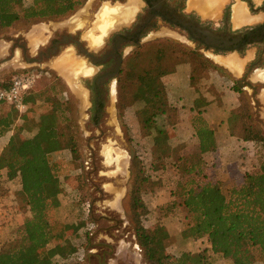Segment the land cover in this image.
<instances>
[{
  "label": "rangeland",
  "instance_id": "374dc122",
  "mask_svg": "<svg viewBox=\"0 0 264 264\" xmlns=\"http://www.w3.org/2000/svg\"><path fill=\"white\" fill-rule=\"evenodd\" d=\"M130 2L135 3L136 0H128L125 6L115 0H86L76 11L64 18L19 23L0 31V84L7 82L15 75L26 73L35 75L36 81L32 89L40 90L54 83L55 77H58L61 80L60 88H63L67 93L64 96L70 99L72 110L69 114L77 125V131L74 132L72 139H58L56 149L50 152V158L60 164V192L58 193L60 205L55 209L54 216L65 223L71 246L75 249L74 256L82 259L79 260V264H149L137 244L128 205L131 171L135 156L141 158L147 173L156 183L150 194L144 196L147 207L146 215L143 218L144 227L161 226L166 229L168 237L164 242L165 248L174 257H178L183 252L202 253L209 258L211 264H231L229 259L211 252L206 238L200 240L185 238L182 231L189 219L181 206L172 205V201L176 200L171 194L177 180L174 166L175 157L178 155L189 157L190 153L196 150L191 136L192 128L184 125L180 127L179 131L178 123L174 128H168L172 148L170 154L167 153L166 156L161 149L153 144L156 129L151 130L149 137L145 136L141 129L136 112L142 104L132 102L134 86H131L128 93L125 95L122 93V97L120 96V83L124 72L130 68V63L134 66L136 74L154 66L153 63L157 61L155 48L160 43L168 42L173 45V48L168 49L163 55L164 58L159 62V67L165 72L174 70L178 62L181 61L180 57L177 58L175 55L176 51L188 52L189 59L199 65L201 57L213 62L214 57L210 50L197 46L196 43L186 39L182 33L171 28L168 24L159 23L156 30L151 31L146 38L132 47L125 55L121 75L118 82L113 83L115 88H112L111 100L104 107L98 124L89 120L91 106L88 92L82 85V78H79L80 74L73 79V86L59 75L62 68L68 69L69 67L66 57L77 62L85 60L84 57L76 53L73 45L65 44L62 53L58 57H53L52 62L25 63L20 57L19 49H15L14 58L11 61L6 60L9 58L8 51L11 45L9 39L25 36L30 50L35 53L38 45L56 29L79 32L87 44L93 48L99 47L113 31L129 23V21L123 22L120 17H115L118 23L113 24L103 34L100 30L102 21L99 19L101 7L114 5L125 9ZM253 2L254 5H259L264 3V0H253ZM31 3L32 0H25V5L28 6ZM73 25L75 26L73 27ZM212 25L214 26V23ZM101 33L102 36H100ZM98 36L103 40L99 46H96L93 44V41H96L93 38ZM140 47L142 49L141 61L129 62L133 52ZM261 64L260 66H262ZM203 68L208 73L211 67ZM254 68L251 67L239 79L237 85L240 87V91L235 92L238 94V102L248 103L253 121L264 133V120L260 115V112H264V90H262L264 85L248 80L249 75L254 72ZM147 71L140 77L138 76L137 82L141 83L151 94L159 91L166 92L163 77ZM219 79L221 80V78ZM234 85L236 84H233V89ZM227 88V83L220 85L215 82L209 86L220 102L223 96L231 95ZM167 97L171 104L177 106L178 122L189 117L186 106L179 105L178 101L174 104L168 94ZM9 109L10 107L3 103V112H7ZM48 111L49 107L41 100L31 106L25 122L22 123L25 128L24 137L33 135L38 126L40 115ZM163 124L166 126L162 118L158 117L157 127H161ZM107 149H111L112 153L109 158L105 154ZM260 158H263L264 161L263 148L259 150L257 157H253L254 162L246 167L252 169ZM241 160L247 162L245 157ZM212 161L216 167H220L218 153L212 156ZM234 166L237 167V165ZM245 171L246 169L237 168L232 172V177H235L232 182L240 179ZM232 184L226 183L223 187L224 192L227 193ZM11 185L5 180H0V195L6 200L0 208V239L2 241L14 237V232L22 221V216L19 214L21 202L13 201L15 204H12L9 202L8 196L9 190H16L19 185L18 183ZM16 186L17 188L14 189ZM6 187H9V190ZM87 207L89 212L86 210ZM103 214L120 219L121 225L117 228L118 231L115 230L111 234L105 231L109 224L99 218V215ZM8 215L13 216L11 220L8 219ZM102 243H108L114 247V252L106 257L104 263L101 258L100 244ZM48 248L49 253L53 255L58 249L55 247V243L50 244ZM252 264H264V261H260L256 255V260Z\"/></svg>",
  "mask_w": 264,
  "mask_h": 264
},
{
  "label": "trees",
  "instance_id": "16d2710c",
  "mask_svg": "<svg viewBox=\"0 0 264 264\" xmlns=\"http://www.w3.org/2000/svg\"><path fill=\"white\" fill-rule=\"evenodd\" d=\"M86 0H0V31L24 22L56 20L76 11ZM173 48L172 43L164 42L156 46L157 61L152 67L136 74L130 63L120 83V96L134 86L132 102L142 106L137 116L145 136L156 129L153 144L167 156L171 152L170 132L178 123L177 106L171 104L164 91L149 93L138 81V76L148 70L163 77L160 66L165 52ZM174 50V49H171ZM175 52L180 63H192L193 71L200 76L207 75L203 67L214 65L201 57L199 65L192 62L188 52ZM142 49L133 52L129 62L141 61ZM147 71V72H148ZM40 90H29L24 101L29 109L41 100L49 111L40 115L36 131L24 137L22 125L29 109L20 114L9 106L7 112L0 108V138L12 132L6 145L0 151V180L19 183L12 190V200L21 202L19 214L22 221L17 226L14 237L0 239V264H79L75 249L68 238L64 222L54 216L60 205L58 198L60 164L52 161L50 152L56 149L58 139L69 140L77 131L75 121L70 117L72 106L67 93L60 88V78ZM12 78L0 84V90L9 87ZM234 91L240 87L234 85ZM123 93V94H122ZM65 95V96H64ZM64 96V97H63ZM2 101H0L1 106ZM158 117L163 124L157 127ZM230 135L243 141H253L264 145V134L253 121L247 102H239L228 114ZM190 123L198 144L189 157L178 155L174 166L177 180L171 193L175 197L172 205L181 206L189 221L182 231L185 238L200 240L206 238L212 253L229 259L231 264H252L258 255L264 261V161L246 170L241 178L224 192L226 184L220 167L209 163L206 156L214 155L217 144L213 129L200 111L190 118ZM75 132V133H74ZM173 166V167H174ZM140 157H134L131 171L128 205L134 225L137 244L149 264H211L202 253L183 252L174 257L166 251L165 239L168 231L161 226L146 228L143 218L147 207L144 196L149 195L155 186ZM7 189L9 187H6ZM9 190V189H8ZM10 192V190H9ZM0 195V208L4 197ZM13 216L8 215L11 220ZM165 218V217H164ZM55 243L56 253H49V245Z\"/></svg>",
  "mask_w": 264,
  "mask_h": 264
},
{
  "label": "flooded vegetation",
  "instance_id": "af4514ba",
  "mask_svg": "<svg viewBox=\"0 0 264 264\" xmlns=\"http://www.w3.org/2000/svg\"><path fill=\"white\" fill-rule=\"evenodd\" d=\"M115 1L126 5L128 0ZM243 1L248 6L250 13L256 16V20L251 24L233 29L230 25L229 5L224 9L220 20L216 21L204 19L193 11L187 12L186 0H136L137 10L129 23L113 31L104 39L102 45L100 44L103 39L100 42L93 41V44L100 45L99 47H91L79 32L56 29L38 45L35 53L30 50L25 36L9 39L11 45L8 51L9 58L6 60L11 61L14 58L15 49H19L20 57L25 63L52 62L53 57H58L62 53L65 44L73 45L76 53L84 57L85 60L82 61V64L78 62L72 66L68 62V69L62 68L59 75L64 77L70 74L72 78H77L80 74L79 78H82V85L88 92V100L91 106L89 120L98 124L104 107L111 100L112 88H115L113 83L118 82L121 75L125 55L129 53L132 47L146 38L151 31L156 30L161 22L177 29L186 39L196 43L197 46L210 50L213 55H224L232 52L245 54L248 49H255V57L247 64L244 74L251 67H258L261 63L263 65L264 3L254 5L253 0ZM206 31L218 34L226 40L216 42L207 35ZM236 38H238L237 41H235ZM99 218L108 222L109 226L105 231L110 234L115 230L118 231L117 228L121 225L118 217L103 214L99 215ZM100 245L101 258L104 263L106 257L114 252V247L108 243Z\"/></svg>",
  "mask_w": 264,
  "mask_h": 264
},
{
  "label": "crops",
  "instance_id": "0c3cea01",
  "mask_svg": "<svg viewBox=\"0 0 264 264\" xmlns=\"http://www.w3.org/2000/svg\"><path fill=\"white\" fill-rule=\"evenodd\" d=\"M228 5L230 7V25L233 29H238L242 26L251 24L256 20V16H253L250 13L248 6L243 0H186L185 2L187 12L193 11L198 13L204 19L216 21L220 20L224 9ZM112 6L115 7L114 5H109V7ZM236 7L242 12V21L239 24H235L233 20L234 9ZM125 9H122L123 12L121 16H119L122 21L125 17ZM116 19L117 18H115L114 21L115 23H118ZM128 21L124 20L123 22ZM213 57L212 64L214 66L209 69L206 76L195 74L197 72L193 71L192 63H180L176 65L174 70L163 76V83L170 100L174 101V104L178 101L180 102L179 105L186 106L187 108L189 117L178 122L177 126L179 131L181 129L180 127H183L184 125H188L192 128L190 118L197 111H200L214 131L217 144L216 153H218V158L220 160L221 176L226 183H234L232 180H234L235 177H232V172L237 170V168L249 170L251 167L247 168L246 166L251 164V162H254L253 157H257L259 150L262 148L264 149L262 143L243 141L230 135L227 122L229 112L239 104L237 97L238 94L234 91L232 86L233 84H237L238 80L244 75L247 64L254 59L255 49L250 48L245 54L232 52L224 55H213ZM233 67H239L241 71L238 73ZM249 76L248 80L250 82H259L264 85V64L255 67L254 72ZM64 78L71 86H73L74 78H72V75H65ZM219 78H221V80ZM215 82H218L220 85L227 83V91L231 93L228 97L222 95L221 102L216 99V95L209 89V86ZM262 90H264V88ZM0 108H3V104H1ZM260 115L261 119L264 120V112H260ZM179 131L178 137L180 135ZM11 133L12 132H8L0 138V151L8 142ZM191 136L194 144H198L193 129ZM108 152L107 149L105 151V154L107 153L106 156L108 155ZM110 155H112L111 151ZM212 156L214 155L209 154L206 156V160L209 163L212 162ZM244 157L247 159L248 163L246 160H241ZM107 158H109V156H107ZM234 165H237V167ZM238 180L239 179H236V181ZM8 183L12 186L11 184L15 182L9 181ZM16 188L17 186L14 189ZM8 196L10 200L9 202L15 204L12 200V189H10ZM4 201L6 202L5 199Z\"/></svg>",
  "mask_w": 264,
  "mask_h": 264
},
{
  "label": "built area",
  "instance_id": "2783aa9c",
  "mask_svg": "<svg viewBox=\"0 0 264 264\" xmlns=\"http://www.w3.org/2000/svg\"><path fill=\"white\" fill-rule=\"evenodd\" d=\"M35 81V75L26 73L15 75L9 87L0 90V101L14 107L20 114L25 113L29 105L25 103L24 95L33 88ZM86 210L89 212V208Z\"/></svg>",
  "mask_w": 264,
  "mask_h": 264
},
{
  "label": "bare ground",
  "instance_id": "6f19581e",
  "mask_svg": "<svg viewBox=\"0 0 264 264\" xmlns=\"http://www.w3.org/2000/svg\"><path fill=\"white\" fill-rule=\"evenodd\" d=\"M104 6L105 5L102 6L103 8L101 7V11L99 13L100 14L99 19L102 21V23H101V29L100 30L102 31L103 34H105L112 27L113 23H115V21H114L115 17L121 16V14L123 12L122 9H120L119 7H116V6L115 7H113V6L112 7H109L107 5L105 7ZM136 6H135V3L130 2V4L128 5V7L125 9V17H124V20L128 21V20L131 19L132 14H134L136 12V10H137V7ZM233 20H234V23L235 24H239L242 21V12H241V10L238 7H236L234 9ZM97 21H98V18H97ZM74 26L75 25H73V27ZM102 33H101L100 36H102ZM100 36H98L96 38H93V40L95 39L96 40L95 42H100L102 40L101 39L102 37H100ZM216 60H217V58H216ZM66 61H67V63L69 62V65L70 66L78 63V62H76V60H74V59H72L70 57H68V58L66 57ZM79 63L82 64V62H79ZM233 68L238 73L241 71L239 67H233ZM260 73H261V71H260ZM110 150L111 149H108L109 152H108V155L107 156H110ZM114 162H116V161H114Z\"/></svg>",
  "mask_w": 264,
  "mask_h": 264
},
{
  "label": "water",
  "instance_id": "95a60500",
  "mask_svg": "<svg viewBox=\"0 0 264 264\" xmlns=\"http://www.w3.org/2000/svg\"><path fill=\"white\" fill-rule=\"evenodd\" d=\"M206 33H207V35L209 37H211L212 39H214L216 42H220V41H225L226 40V38H224V37H222V36H220L218 34H214V33L210 32V31H206ZM237 40H238V38L235 39V41H237Z\"/></svg>",
  "mask_w": 264,
  "mask_h": 264
}]
</instances>
